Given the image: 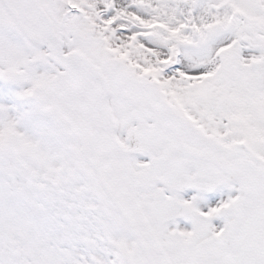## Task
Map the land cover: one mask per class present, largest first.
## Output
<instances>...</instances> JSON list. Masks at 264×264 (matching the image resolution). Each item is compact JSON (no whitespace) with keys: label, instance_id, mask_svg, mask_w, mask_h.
<instances>
[{"label":"snow or ice","instance_id":"snow-or-ice-1","mask_svg":"<svg viewBox=\"0 0 264 264\" xmlns=\"http://www.w3.org/2000/svg\"><path fill=\"white\" fill-rule=\"evenodd\" d=\"M0 264H264V0H0Z\"/></svg>","mask_w":264,"mask_h":264}]
</instances>
